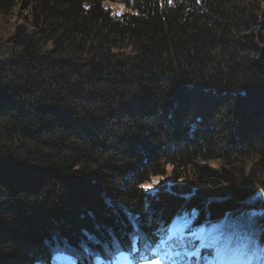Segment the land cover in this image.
Listing matches in <instances>:
<instances>
[{
	"label": "trees",
	"instance_id": "trees-1",
	"mask_svg": "<svg viewBox=\"0 0 264 264\" xmlns=\"http://www.w3.org/2000/svg\"><path fill=\"white\" fill-rule=\"evenodd\" d=\"M103 1L0 0V264L224 218L264 249V0Z\"/></svg>",
	"mask_w": 264,
	"mask_h": 264
},
{
	"label": "rangeland",
	"instance_id": "rangeland-1",
	"mask_svg": "<svg viewBox=\"0 0 264 264\" xmlns=\"http://www.w3.org/2000/svg\"><path fill=\"white\" fill-rule=\"evenodd\" d=\"M103 6L109 8L114 14L133 12L122 2L104 0ZM149 185L151 187H146ZM142 187L151 192L156 189V186H152L150 183H145ZM234 221V218H224L220 222L201 225L197 228H190V221L175 222L160 236L153 254L155 259L145 260L140 264H152V261H155L156 264H202L209 257V253L213 256L211 259H215L209 264H222L220 263L222 260L228 261L225 264H233L230 262L234 261L240 250L245 258L244 264H264V249L256 245L252 234L231 229ZM185 228L188 229L185 230ZM204 230L206 233H203ZM211 237H220L222 243L218 245V248H199L201 257L200 254L192 256L189 251L179 246V242L183 241L185 244L191 243L199 247L202 240Z\"/></svg>",
	"mask_w": 264,
	"mask_h": 264
},
{
	"label": "snow or ice",
	"instance_id": "snow-or-ice-1",
	"mask_svg": "<svg viewBox=\"0 0 264 264\" xmlns=\"http://www.w3.org/2000/svg\"><path fill=\"white\" fill-rule=\"evenodd\" d=\"M171 2V0H170ZM146 187H151L146 186ZM230 242V241H228ZM222 243V240L220 237H211L209 239L206 240H202L199 247H197L194 244H185L183 241L179 242V246L184 248L186 251H189L190 254L192 256H197L199 255V248H218V245ZM150 247V245H148L147 243L145 244V249H148ZM141 259H144L145 257H140ZM152 264H156L155 261H152Z\"/></svg>",
	"mask_w": 264,
	"mask_h": 264
},
{
	"label": "bare ground",
	"instance_id": "bare-ground-1",
	"mask_svg": "<svg viewBox=\"0 0 264 264\" xmlns=\"http://www.w3.org/2000/svg\"><path fill=\"white\" fill-rule=\"evenodd\" d=\"M230 255H231V253H230ZM213 261H215V259ZM227 262L228 261H226V260H222L220 263L225 264ZM244 262H245V258H244V255L242 254V250H240L238 252L237 257L234 259V261L230 262V263H233V264H244Z\"/></svg>",
	"mask_w": 264,
	"mask_h": 264
},
{
	"label": "clouds",
	"instance_id": "clouds-1",
	"mask_svg": "<svg viewBox=\"0 0 264 264\" xmlns=\"http://www.w3.org/2000/svg\"><path fill=\"white\" fill-rule=\"evenodd\" d=\"M202 226H204V225H202Z\"/></svg>",
	"mask_w": 264,
	"mask_h": 264
}]
</instances>
